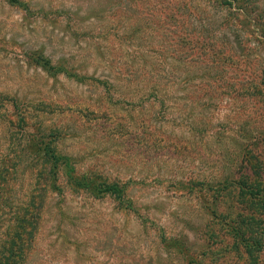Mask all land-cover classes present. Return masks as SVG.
Here are the masks:
<instances>
[{
    "label": "rangeland",
    "instance_id": "obj_1",
    "mask_svg": "<svg viewBox=\"0 0 264 264\" xmlns=\"http://www.w3.org/2000/svg\"><path fill=\"white\" fill-rule=\"evenodd\" d=\"M14 98L77 173L126 195L59 182L27 264H264L231 233L237 189L205 187L264 138V0H0V155ZM259 219L249 239L264 240Z\"/></svg>",
    "mask_w": 264,
    "mask_h": 264
},
{
    "label": "trees",
    "instance_id": "obj_2",
    "mask_svg": "<svg viewBox=\"0 0 264 264\" xmlns=\"http://www.w3.org/2000/svg\"><path fill=\"white\" fill-rule=\"evenodd\" d=\"M29 62L52 78L58 74L72 77L73 71L66 62L53 65L42 53L32 54ZM12 100L15 101L11 106L12 116L16 122L9 119L13 134L0 155V264H27L41 229L49 193L63 196L59 182H65L69 191L87 193L94 199L110 196L124 203L126 195L124 189L106 183L100 177L77 173V161L58 152L55 137L52 134L41 135L40 128L31 125L33 117L27 113L29 111L20 110L17 99ZM27 129L34 133H28ZM51 132L55 134V130ZM18 133L22 134L21 140L13 141L12 136ZM257 139L250 137L247 145L239 146L237 158L232 161L222 182L205 185L208 190L215 189L219 197L237 189L240 207L232 220L237 226L230 230L239 244L251 249L256 245L264 247L262 237L249 239L247 235L252 228L250 220L259 221V217L264 215V138L257 144L252 142ZM25 163H30L28 169H21ZM26 176H30L32 183L23 191V178ZM256 203L261 213L251 211ZM253 232L255 234L256 230Z\"/></svg>",
    "mask_w": 264,
    "mask_h": 264
}]
</instances>
